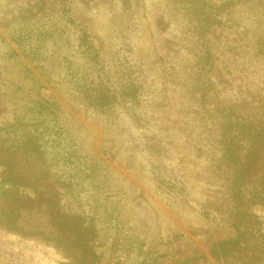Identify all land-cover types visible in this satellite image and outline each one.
<instances>
[{
    "label": "rangeland",
    "instance_id": "obj_1",
    "mask_svg": "<svg viewBox=\"0 0 264 264\" xmlns=\"http://www.w3.org/2000/svg\"><path fill=\"white\" fill-rule=\"evenodd\" d=\"M187 21L220 22L196 39ZM80 28L100 50L101 76L115 91L129 72L140 77L136 105L119 101L104 113L78 95L67 67L87 72ZM24 42L41 48L42 56L25 54ZM204 48L211 62L200 69ZM38 96L52 101L51 122L100 176L94 194L104 195L102 183H108L114 216L133 243L127 260L96 264H135L136 254L145 264H236L214 253L216 243L238 234L232 213L238 162L224 156L218 132L236 122L264 127V0H0V129L22 124L33 131L38 121L30 109ZM154 137L180 183H161L146 148ZM6 157L32 181L42 174L43 159ZM12 198L0 196V264L91 261L77 247L78 229L69 233V252L59 249L64 233L44 204H23L14 224L6 223L2 211ZM258 215L252 226L264 233V212ZM156 254L162 256L154 261Z\"/></svg>",
    "mask_w": 264,
    "mask_h": 264
},
{
    "label": "trees",
    "instance_id": "obj_2",
    "mask_svg": "<svg viewBox=\"0 0 264 264\" xmlns=\"http://www.w3.org/2000/svg\"><path fill=\"white\" fill-rule=\"evenodd\" d=\"M214 5L212 1V10ZM219 22L187 21V24L190 35L197 39ZM20 46H24L25 54L28 50V56L32 53H36L37 58L42 56L41 48H32L26 42ZM78 48L84 61L82 68H88L87 72L73 73V63L67 67V71L73 74L76 91L89 107L111 113L119 101L130 102L133 106L138 103L142 89L140 77L129 72L115 91L101 76L104 69L102 56L85 28L79 30ZM205 48L200 50L198 56L200 69L211 62ZM30 111L38 121L33 131L20 123L19 129H5V133L4 127L0 129V196L14 197L2 211L5 222L14 224L15 220L12 219L17 215L13 214L20 216L23 204H31L32 209L44 204L49 207L56 225L64 233L62 247H58L61 251L69 252V233L78 229L75 242L77 247L82 244L90 256L88 264H96L102 259L107 262L127 260L133 243L121 232V223L114 216L108 183H102L104 195L101 191L94 194L91 190L100 176L96 178L94 170L78 158L73 146L67 145L69 140H66L63 132H58L61 128L57 123L51 122L50 117L56 116V111L50 99L38 96L32 102ZM132 114L140 120L135 111ZM237 123L222 124L218 137L224 156L229 161L238 162L232 180V213L238 234L231 240L216 243L214 253L236 264H264V233H261V227L252 226L258 221V212H264V127L257 129L246 125L249 128L244 129L245 124L241 126ZM146 148L155 170L160 172L161 183H180L175 175L170 174L171 168L162 162L166 150L161 139H149ZM15 153L43 159L44 167L39 178L32 181L27 175L18 174L16 169L11 168L15 164L6 156ZM25 228L33 232L31 227ZM33 233L40 234L43 239L50 237L43 230ZM161 256L156 254L154 261ZM133 260L135 264H145L148 259L136 254Z\"/></svg>",
    "mask_w": 264,
    "mask_h": 264
}]
</instances>
